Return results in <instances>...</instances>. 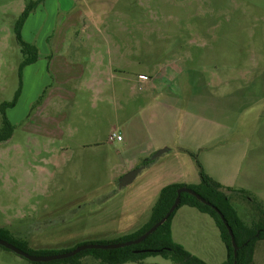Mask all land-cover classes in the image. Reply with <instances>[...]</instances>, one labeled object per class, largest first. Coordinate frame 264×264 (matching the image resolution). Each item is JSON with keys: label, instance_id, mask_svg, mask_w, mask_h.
<instances>
[{"label": "rangeland", "instance_id": "374dc122", "mask_svg": "<svg viewBox=\"0 0 264 264\" xmlns=\"http://www.w3.org/2000/svg\"><path fill=\"white\" fill-rule=\"evenodd\" d=\"M30 1L0 0V104L20 88L6 109L12 136L0 142V227L32 251L113 243L149 220L158 175L201 169L232 179L256 155L260 179L230 198L245 222L258 220L264 0H43L21 29L38 59L20 76L15 25ZM125 35L132 42L115 55ZM113 129L125 132V145L106 141ZM159 149L167 151L118 186L123 170ZM173 223L189 252L208 264L226 259L208 214L181 206ZM254 257L264 264V240ZM0 264L36 263L0 245ZM79 264L103 263L86 254ZM123 264L175 263L151 255Z\"/></svg>", "mask_w": 264, "mask_h": 264}, {"label": "trees", "instance_id": "16d2710c", "mask_svg": "<svg viewBox=\"0 0 264 264\" xmlns=\"http://www.w3.org/2000/svg\"><path fill=\"white\" fill-rule=\"evenodd\" d=\"M41 2H43V0H31L29 3H27L15 25L16 39L23 55V60L19 68L20 76L22 69L25 66L34 63L38 59V48L35 44L29 43L22 39L21 29L28 15ZM19 94L20 88L17 90L12 101H5L0 104V114L2 116L0 142L8 140L12 136L14 126L6 116V109L16 103ZM149 162L150 160L145 159L141 164H148ZM180 187L193 189L210 204L207 205L201 202L190 193L182 192L180 194V202L177 208L161 225L157 227L154 232L150 233L141 242L113 249H86L71 257L53 261L60 263L62 262L65 264H79L80 259L84 255L91 254L95 259L103 264H123L126 262L141 263L148 256L161 255L172 260L175 264H208L203 259L189 252L182 244L176 242L172 237L171 223L175 213L181 206H190L196 208L202 213L208 214L213 218L215 224L217 225L220 231V237L226 248V259L219 264H233L234 261H236V264H252L256 244L258 241L264 240V210L262 208V204L259 203L257 206V210L260 213L258 220L252 221L251 223L245 222L239 216L237 210L231 202L230 192L234 191V189L223 186L220 182L213 179L201 169L200 181L198 184H168L162 187L156 202L151 208L150 218L146 224L133 234L125 236L122 239L116 240L114 242L135 239L146 232L154 223L159 221L167 213L177 196V189ZM238 192L245 193L246 191L243 189H238ZM215 208H217L224 215L226 221L233 231L235 242L237 244L236 257L234 256L231 237ZM0 238L13 243L14 245L29 253L38 255L58 253L53 251L42 252L29 250L26 241L14 238L9 233V230L3 227H0ZM99 243L105 242L99 241ZM35 263L46 264V262Z\"/></svg>", "mask_w": 264, "mask_h": 264}, {"label": "crops", "instance_id": "0c3cea01", "mask_svg": "<svg viewBox=\"0 0 264 264\" xmlns=\"http://www.w3.org/2000/svg\"><path fill=\"white\" fill-rule=\"evenodd\" d=\"M89 38H91V36H89ZM131 39H132V37H128L126 35L123 38L117 37V40H115V41H117V45L114 46L115 47L114 48L115 55H118V54L123 55L125 50L127 49V46H128V45L125 46L123 44V42H130L131 43L132 42ZM119 42L121 44H118ZM128 48H130V46ZM108 51L110 52L111 50L109 49ZM153 88H156V86L153 85ZM119 132L123 135V140L121 142H117V143H119L121 145H125L128 142V137L125 134V132H123L122 130H119ZM106 141H107V139H106ZM160 147H162V146H160ZM165 151H167V150H165ZM150 153H152V152H150ZM163 153H161V154H163ZM150 155L151 154L146 155L145 156L146 159L149 158ZM256 157L257 158H254L252 161L244 164L243 167L236 168L239 171L238 172L239 174H236L235 177H233L232 179H225V178H223V177H221V176H219L213 172H207V174L209 176H211L213 179H215L216 181L220 182L223 186L231 187L232 189H234V191H231L230 193H236V191H237V193H240V192H238V189H243V190L252 189V187L250 185L252 184V182H254L255 178L260 179V175H261L259 155H256ZM143 160H145V159H140V160L135 161L130 167H128L127 169H125L121 172L120 177L124 173L128 172L129 170L134 169L136 167H139L140 165H144V167L138 172V174H139L142 170L147 168V166H149V164H150V162L148 164H141ZM240 174L246 176L247 178H251V180L246 179L245 177H243ZM199 177H200V175L199 176H196V175L188 176L185 174L182 175V174H178V173H174V172L173 173L166 172V173H162L161 175H158V177H156V179H153V182H152L153 190L149 194V199H147V205L145 206V212L149 213L151 211V208H152L153 204L156 202L161 188L164 187L165 185H168V184L194 185V184L199 183ZM188 212L190 213V210ZM173 222H174V217H173L172 223H171L172 237L175 241L180 242V240H177L175 238V231H174L175 227H174ZM254 254H255V251H254ZM254 259H255V257L253 256V262H254Z\"/></svg>", "mask_w": 264, "mask_h": 264}, {"label": "water", "instance_id": "95a60500", "mask_svg": "<svg viewBox=\"0 0 264 264\" xmlns=\"http://www.w3.org/2000/svg\"><path fill=\"white\" fill-rule=\"evenodd\" d=\"M164 151H165V149H159L158 151H156L153 155H151L147 159L148 160L155 159L157 156H159ZM143 167H144V165H141L139 167H136V168L131 169L128 172L124 173L121 177H119L118 186L122 187V186L130 183L136 177L138 172ZM182 192L190 193L193 196H195L198 200H200L201 202H203L207 205L210 204L208 201H206L202 196H200L193 189L187 188V187H180L177 189V196L174 199V202L170 206L167 213L159 221L154 223L146 232H144L143 234H141L139 237H137L135 239H131V240H127V241H120V242H113V243H85V244L78 245L74 249L69 250V251L60 252V253H51V254H40V255L24 251L20 247L14 245L13 243H11L5 239H2V238H0V245L9 249V250H12L13 252L17 253L18 255L23 256V257H25V258L33 261V262H48V261H52V260H58V259H64V258L71 257V256H73V255H75L81 251H84L86 249H113V248L129 246L132 244H137V243L141 242L142 240H144L150 233L154 232L157 229V227L159 225H161L167 219V217L177 208V206L179 205V202H180V194ZM215 210L219 213L223 223L225 224V226L228 230V233L231 237V243H232L233 250H234V256L236 257L237 244L235 242L233 231H232L230 225L228 224V222L226 221L224 215L217 208H215ZM233 264H236V261H234Z\"/></svg>", "mask_w": 264, "mask_h": 264}, {"label": "built area", "instance_id": "2783aa9c", "mask_svg": "<svg viewBox=\"0 0 264 264\" xmlns=\"http://www.w3.org/2000/svg\"><path fill=\"white\" fill-rule=\"evenodd\" d=\"M123 140V135L119 132L117 129H113L109 134L107 141L109 143H114V142H121Z\"/></svg>", "mask_w": 264, "mask_h": 264}]
</instances>
